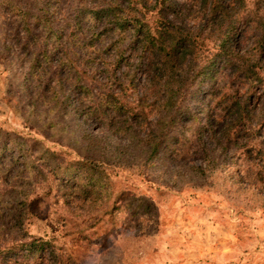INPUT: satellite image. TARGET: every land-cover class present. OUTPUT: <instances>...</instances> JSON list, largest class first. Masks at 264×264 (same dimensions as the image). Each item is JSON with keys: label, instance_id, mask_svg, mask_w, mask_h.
Instances as JSON below:
<instances>
[{"label": "rangeland", "instance_id": "rangeland-1", "mask_svg": "<svg viewBox=\"0 0 264 264\" xmlns=\"http://www.w3.org/2000/svg\"><path fill=\"white\" fill-rule=\"evenodd\" d=\"M103 4L0 0V221L26 217L28 236L51 241L62 264H264V44L255 75L242 83L243 74L227 70L222 80L218 70L201 72L218 52L205 29L194 48L183 45L171 79L155 53L128 50L136 36L95 39L103 23L80 10ZM162 6L147 15L153 33L163 18L182 28L208 19L192 0H168L163 14ZM245 6L234 4L236 16L255 20L249 14L264 10V0ZM260 35L239 28L236 50L249 54ZM8 42L11 52L2 48ZM65 71L69 79L61 80ZM123 83L130 85L126 94ZM69 84L90 90L95 117L105 100L143 113L117 114V132L106 119L83 128L82 117L59 110L77 98ZM244 100L249 117L242 115ZM169 104L179 115L165 125ZM156 142L159 153L150 157ZM33 200L38 216L28 209ZM43 256L51 264L50 252Z\"/></svg>", "mask_w": 264, "mask_h": 264}, {"label": "trees", "instance_id": "trees-1", "mask_svg": "<svg viewBox=\"0 0 264 264\" xmlns=\"http://www.w3.org/2000/svg\"><path fill=\"white\" fill-rule=\"evenodd\" d=\"M167 1L168 0H104V6H98L97 8H95V11H92V9H81L80 12H91L95 15L96 21L98 23H103L99 24L100 29L98 31H94V34L96 35L95 39H104L103 34L107 33H117L119 35L131 34L132 36H136L135 41H131L130 45L127 47L128 50H141L144 55L155 53L157 57L161 60V71L163 73H170L169 77L171 79L175 78L176 72L180 68L178 65L179 53L181 51H184L182 50V48L186 49L183 45H188L190 48H194L196 43L195 37H201V31L205 29H207V32H210L212 30V35L215 36L218 40V52L214 55L212 59H210L209 63L204 68H202L201 72L205 73V75L208 74L212 76L211 72L218 70L219 72L223 73L222 80H224V78L228 77L226 73L227 70H233L234 72L238 74H243L245 76L240 79V82L242 83H245L243 81H245L248 77L255 75L254 69L256 65L259 64L258 61L260 59V54L264 53V49H262V53L260 54L257 52V50H259V47L264 44V10H262L261 7H258L255 12L249 14L252 15L255 20H249V17L245 13L236 16L238 12L236 8H239L240 5L242 6V8H244V10L247 9V6H245L246 0H232L227 5L225 4L224 0H192V2H197L198 4H202V6H204L203 9L204 12L206 11V16L208 17V19L205 22V25H203V27L193 28L184 25L182 28L181 26H177L176 24H173L172 22H169L163 18L161 24L163 22L164 23L161 26L157 27V32L153 33L146 20L147 15L152 12L153 9L160 5H163L161 9V12L163 14V9L165 8ZM233 2L236 8H234ZM207 6H209L208 12ZM34 11L35 17L39 20H42L41 15L37 14L35 9ZM38 12L40 13V9H38ZM45 15L47 16L46 13ZM32 16H34V13L32 14ZM235 16L238 18H234ZM239 28L244 29L247 32L253 29H257L261 32L259 39L256 40L257 42L250 49L249 54L248 52L240 53L238 50H236V46L233 43V39L239 34ZM55 35L56 32L54 30H51L49 34L50 38H52L53 36L55 37ZM55 41H57V38H55ZM2 45L1 46L4 50L11 52L12 45L10 44V42H8L7 44L3 43ZM98 47L100 49L103 48L102 45ZM96 50L97 49H95V53ZM42 52L44 58H46L48 54L47 50H43ZM102 52L106 51L103 50ZM125 52L126 50H122L121 54L124 55ZM33 55L35 58L34 63H36V65L41 64L42 61L36 58L39 56L35 52H33ZM56 57L61 56L56 53ZM148 59L149 60L145 64L146 70L150 69L152 66V63L150 62L151 58ZM217 64L219 65L218 67H216ZM61 66L58 65L59 69L61 68ZM32 67H34V65ZM233 76H235L237 79L239 77L234 74L229 77ZM60 79L68 80L69 73L65 71L64 76L60 77ZM171 83L172 82L170 80H166L164 82V86L168 87ZM217 84V87H213V92L215 91V93L220 87L219 84H221V80ZM68 87V91L73 90L72 92L77 95V98H75L74 104L71 103L68 104V106L64 102H62L65 107L64 109L59 110H66L68 114L75 112L77 119L79 117H82L81 122L79 121V124H81V126L83 125V128L89 125L90 122H92L93 120H96L98 123L105 122L106 120H108V126H110L111 123L112 125L109 128L108 126H105V130H107L108 128V130H110V133L113 131L117 132V124L118 122H120L117 119V114L121 115L125 111L127 112V114H129L133 110H137L140 108L138 106L135 108H128L127 105H117L114 100H105V103L101 104L97 108L95 117V104L92 105V103L88 101V97L91 92L86 87V85L77 84V88L75 87L74 89L73 86L69 84ZM121 87L123 89V94H126L130 85L126 86L125 83H123ZM59 92L62 93V88H59ZM67 101L68 100L66 99V103ZM241 103L247 104L248 101L244 100L241 101ZM240 105L241 104L239 103V106ZM247 105L248 106L242 108V115L244 114L245 117H249L246 112L249 107V104ZM174 107V104H169L167 107H165L166 112L171 110L168 113V122H165V125L169 123L170 117L171 124L174 123L175 119L177 121V116L179 115V112L173 111ZM70 108L71 110H69ZM136 110L135 114L132 117L142 115V110ZM215 118V125H217L218 117ZM125 122L128 121L124 120L123 123ZM215 125L212 126V129H214L213 127ZM119 129H122V126H120ZM212 137L216 139L215 134H213ZM156 140L159 141V139ZM151 142L152 140L149 141V143ZM160 145L161 143L159 142H156L153 145L150 144V149H148L150 150V157H156L158 155ZM22 157H24V155H22ZM16 162H12V165H17ZM57 168L61 169L62 166L59 165ZM68 176L69 174L65 173L64 177ZM10 194V198H18V192L12 191L10 192ZM35 204L36 202L34 200L33 202H30V204L28 205V209L32 211L31 213H34L33 215L38 216V213L40 212L35 210ZM16 205L20 207L22 204L17 202ZM25 220L26 217L17 219V217L15 216L14 222L2 224V221H0V230H6V232L0 233V257L1 259H3L2 261H0V264H44L45 256H43V254L46 251L50 252L51 264H60V261L62 264V260H60L59 256L57 254L56 256L53 255L55 248L54 244L51 241H46L42 238L36 237L30 238L28 236L27 232L22 228L25 223ZM26 237L30 239H26ZM52 247L54 248V250L52 249ZM38 260H42L41 263H37Z\"/></svg>", "mask_w": 264, "mask_h": 264}]
</instances>
